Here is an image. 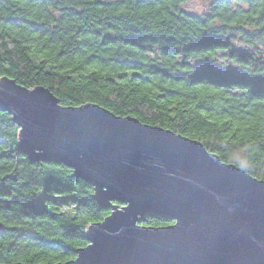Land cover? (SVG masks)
Returning a JSON list of instances; mask_svg holds the SVG:
<instances>
[{
	"label": "trees",
	"instance_id": "trees-1",
	"mask_svg": "<svg viewBox=\"0 0 264 264\" xmlns=\"http://www.w3.org/2000/svg\"><path fill=\"white\" fill-rule=\"evenodd\" d=\"M190 1L0 0V78L197 140L264 180V0H203L202 14ZM17 143L0 111V264L70 261L110 210L69 168L31 163ZM38 191L43 202L28 203Z\"/></svg>",
	"mask_w": 264,
	"mask_h": 264
},
{
	"label": "water",
	"instance_id": "water-1",
	"mask_svg": "<svg viewBox=\"0 0 264 264\" xmlns=\"http://www.w3.org/2000/svg\"><path fill=\"white\" fill-rule=\"evenodd\" d=\"M0 111L31 163L66 166L110 210L87 226V246L57 264H264V180L201 142L97 104L63 106L7 77ZM147 214L173 223L141 225Z\"/></svg>",
	"mask_w": 264,
	"mask_h": 264
},
{
	"label": "rangeland",
	"instance_id": "rangeland-1",
	"mask_svg": "<svg viewBox=\"0 0 264 264\" xmlns=\"http://www.w3.org/2000/svg\"><path fill=\"white\" fill-rule=\"evenodd\" d=\"M207 4H208L207 1L192 0L187 5V9L191 13L202 14ZM42 202H43V191L35 192L34 194L31 195V197L28 200V203L34 204V205H40Z\"/></svg>",
	"mask_w": 264,
	"mask_h": 264
}]
</instances>
